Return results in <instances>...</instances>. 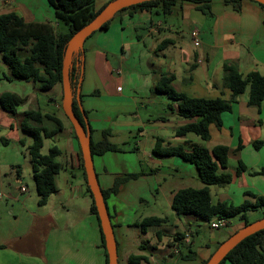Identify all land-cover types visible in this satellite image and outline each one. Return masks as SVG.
<instances>
[{
	"label": "crops",
	"instance_id": "crops-1",
	"mask_svg": "<svg viewBox=\"0 0 264 264\" xmlns=\"http://www.w3.org/2000/svg\"><path fill=\"white\" fill-rule=\"evenodd\" d=\"M109 1L94 0L95 9L101 8ZM157 10L121 12L115 16L116 23L111 20L108 28L98 30L102 34L95 38L89 48L84 47L87 39L83 43V52L79 56H83V59L76 63L80 72L76 94L79 90L78 101L82 103L89 126L93 130L92 138L94 139V133L101 135L103 130L109 131L110 137L116 132L136 130L143 135L150 131L153 142L149 155L154 164L157 163L156 158L151 156H156L152 153L156 139L161 140L163 147H183L185 150L188 149V143L207 149L218 145L226 146L227 168L224 171L231 175V181L225 186H210L211 201L230 203L234 206L242 204L245 200L253 203L255 199L245 193L264 197V146L258 150L252 146L254 141L264 139V100L259 107L248 105L246 89L237 97L236 103L231 105V110L221 114V126H209V139L203 141L193 133L175 135L179 126L197 119L179 117L176 103L165 94L154 92L153 88L160 76L166 75L172 76L173 89L188 97L226 100L230 92L222 85L224 65L236 66L243 76L251 72L264 76V8L250 0H209L200 3L177 1L172 4L167 15ZM6 13H15L27 23H49L59 31L66 29L57 24L54 10L47 0H0V15ZM110 32L111 38L107 36ZM118 49L119 70L114 68L108 59L109 51L115 53ZM25 56L26 53H22L20 58ZM0 60L2 61L1 55ZM0 82L13 85L5 91H0V94L11 92L19 95L16 91L17 86L21 87L19 83L30 86L33 91L38 89L32 82L5 79ZM44 92L53 94L47 101L48 105L52 104L55 109L62 108L58 85ZM21 97L26 100L28 98ZM169 104L173 107L172 112L167 110ZM150 106V112L158 110L161 113L156 116L150 113L151 118L142 120L140 110L146 112ZM36 108L42 114L60 121L61 129L52 137L54 142L58 143L56 147L60 151L56 158L60 164V170L55 176L57 191L50 195L44 206H38L35 189L23 183L21 167L13 169L19 167L13 165L18 162L15 161L16 157L6 156L1 152L0 264H104L98 224L90 213L91 199L85 194L79 168L78 143L73 138L72 129L66 127L57 116L39 109L38 106ZM3 113L7 112L0 108V117ZM15 114H21L18 107ZM20 121L21 118H18L16 128L10 123L6 124L5 128L12 132L15 130L18 145L22 140L23 147H27L30 139L18 136ZM46 122L54 124L46 119L43 122L45 127ZM54 126L50 128L55 129L56 125ZM3 128L0 121V130ZM60 134L63 135L62 139L58 136ZM108 153L115 162L118 161L119 151L92 157L101 190L109 189L114 180L119 178V172L109 167V163L102 158ZM95 158L97 160H94ZM28 161L27 173L32 177L29 157ZM181 161L176 163L189 169L182 164L188 162L182 159ZM2 165L12 169L7 180L3 179ZM152 166L148 174L139 176L149 186L147 190L131 189L129 185L139 184L138 179H128L119 185L116 194L108 195L105 201L113 230L119 229L118 239L115 238L117 254L118 250H121L120 260L125 263L129 255L135 254L147 258V262L140 264H172L170 260L173 255L164 249L166 244L171 250L174 248L168 243L173 239L170 232L160 235L158 230H155L154 234L159 243L150 246L149 255L143 252L145 248L142 244L137 245L134 253L124 249L128 239L122 231L123 227L134 228L137 235L142 234L133 226L138 222L128 218L123 213L124 210L137 206L147 195L154 199L158 193L157 187L160 185L155 177L157 168ZM237 168L240 169L239 173ZM168 170L171 175L167 178L173 180L167 181L164 178L163 181L169 186L170 205L175 192L186 187H179L174 182L178 178L172 173L177 172L174 163ZM195 173L197 174L196 169ZM4 185L6 189L3 188ZM202 186L200 182L197 188ZM22 187L26 188L24 192L20 190ZM129 190L132 197L128 195ZM253 212H247L246 218ZM200 221L194 216H186L177 218L173 224L175 230L179 228L177 224L185 225L181 231L185 237L180 238L176 244L189 247L196 253L194 259L182 261L183 264H200L224 241L223 236L228 238L243 227V221L240 219L237 224L226 220L227 226L223 227L221 234L212 235L197 244ZM177 261H180L178 256Z\"/></svg>",
	"mask_w": 264,
	"mask_h": 264
},
{
	"label": "trees",
	"instance_id": "trees-1",
	"mask_svg": "<svg viewBox=\"0 0 264 264\" xmlns=\"http://www.w3.org/2000/svg\"><path fill=\"white\" fill-rule=\"evenodd\" d=\"M177 1L200 3L209 0H154L122 9L114 17L128 10L152 11L153 9H158L157 12L167 15L171 11L172 4ZM224 1L237 2L242 0ZM47 2L54 10L57 24L63 25L66 28L65 31H59L49 23L24 22L15 13L0 15V55L2 62L8 69V74L4 75L3 79L7 81L32 82L41 91H48L58 85L62 91L61 68L67 41L76 31L91 21L108 2L99 9H95L94 0H47ZM255 3L264 8L263 5ZM111 20L104 23L100 30L108 28ZM22 53H26L24 58H20ZM79 56L80 53L77 58L73 59V64L69 71V80L73 94L72 109L79 120L83 122L75 99L76 85L80 75L76 66V63H80ZM171 81L172 76L161 75L153 91L165 94L168 99L176 103L179 117L188 120L197 119V121L179 126L175 130L176 136L193 133L200 137L201 140L207 141L210 136L209 126L214 125L219 128L221 126V114L230 111L231 105L236 103L237 97L244 93L246 89H248V105L259 107L264 100V76L257 72H251L243 76L234 65L223 66L222 85L230 92V96L226 100L222 98L188 97L175 91L171 86ZM25 101L24 97L11 92L0 94V108L11 115H14L16 107L22 105ZM167 110L173 111L171 104L167 106ZM84 114L86 115L85 111ZM21 115L19 129L30 139V144L26 147V153L31 163L37 204L38 206H44L50 195L57 191L55 176L60 170V164L56 161V158L60 155V151L56 146H51L47 154H41V148L44 139H51L61 129L60 121L49 115L42 114L39 110H27ZM46 119L51 120L56 125V128L49 130L45 127L43 122ZM89 129L90 153L92 157L103 155L106 152L119 151V148L108 140L111 135L109 131H101V139L95 141L92 138L93 130L90 126ZM72 135L77 142L73 129ZM1 141L3 144H7V140L1 138ZM19 145H24L22 140L19 141ZM252 146L255 150H258L264 146V139L254 141ZM162 147L161 140L156 139L152 153L157 157L176 156L190 163L195 167L198 179L203 184L201 188L186 187L175 192L170 208L177 218L194 216L201 221L209 223L215 218L227 220L232 217H238L243 221L244 226L250 223L246 218L247 212L256 211L264 206V197L256 196L252 193H245V195L254 198L255 201L253 203L247 200L238 206L225 202L212 203L209 187L225 186L231 181V175L224 171L227 168L228 149L226 146L218 145L212 149H207L198 144L188 143L187 150L183 147ZM78 160L84 181L85 194L91 199L90 213L98 224L100 248L103 250L105 258L104 264H107L103 236L92 196L86 184L80 150L78 151ZM18 169L20 168L18 167ZM239 172L240 169L237 168V173ZM138 176V174L127 175L125 179L121 180L135 179ZM121 180L116 178L109 189L101 190L104 201H106L108 195L117 193L118 187L122 183ZM166 223L167 219L165 218L151 216L142 219L139 223L133 224V226L137 227L140 233L145 234L148 228L160 227ZM112 227L114 228L113 225ZM184 237V233H176L173 236V243L170 244L176 249L180 261L194 259L196 256V253L190 250L189 247L184 248L185 246L176 244L180 238ZM206 260L201 261L200 264H205ZM141 262H147V258L143 255L131 254L126 260V264H140ZM219 264H264V230L258 231L242 240Z\"/></svg>",
	"mask_w": 264,
	"mask_h": 264
},
{
	"label": "rangeland",
	"instance_id": "rangeland-1",
	"mask_svg": "<svg viewBox=\"0 0 264 264\" xmlns=\"http://www.w3.org/2000/svg\"><path fill=\"white\" fill-rule=\"evenodd\" d=\"M112 23H116L117 19L116 17L112 19ZM61 27L64 28L63 25ZM64 30V29H62ZM100 31L95 32L93 35L87 38L86 42L84 43V47L89 48L90 44H93L95 41V38L98 36H101L102 33H99ZM112 32L108 33L107 36H111ZM103 36L105 34L103 33ZM111 38V37H110ZM108 59L110 63H112L113 67L119 70V49L118 52L113 53L112 50L109 51ZM8 71L7 68L5 67L4 63L0 60V80H3L4 75H7ZM21 87L16 88V91L19 95L21 96H27V100L20 106H18L19 112H24L27 110H37V106L39 109H43L45 111H48L51 115H55L58 118H60L66 127H70V122L67 120L66 116L64 115L62 108L55 109V107L49 103L47 104V101L49 100V97L52 96L50 92H44L39 89L37 91H33L32 88L28 85H24L23 83H19ZM13 87L12 84L6 83V82H0V91H5V89ZM60 90V98H62V91L59 87ZM77 104L79 103L81 106V109L84 111L83 105L81 102L76 100ZM78 104V108L80 111V107ZM147 105V104H146ZM148 107V106H146ZM151 111V106L150 109L148 108V111L146 110H140L139 114L141 116L142 120H146L151 118L149 114L151 113L152 116H156L160 111ZM0 117V121L2 122V128L0 130V139L3 138L7 140V144H3L2 141L0 140V155L2 154L1 152H4L6 156H11L16 157L15 161H18L16 164L13 165H19V168L21 167V178L23 180V183L27 185L29 188H33L34 190V183L32 180V177L27 173V166L26 163H28V155L25 153L26 151V146H20L17 143L16 136H15V130L12 132L10 130H7L5 128V125L10 123L14 128H16V123L17 119L22 117V115H11L7 113H3ZM19 116V117H18ZM47 127L49 129L55 127L54 124H51L49 122H46ZM51 127V128H50ZM18 136L19 137H26L20 130L18 131ZM60 139H62L63 135H58ZM152 134L150 131L146 132L145 134L138 133V131L133 130L131 132H116V134L113 137H110L108 140L116 145L119 148V154H117V159L118 161H114L113 157L108 153L104 157H102L105 161H107L109 164V167L113 168L114 170H117L119 172V179H125L127 175H132V174H138L143 175V174H148L149 173V168L153 167L152 165H155L157 168V171L155 173V177L157 182L159 183L160 187H157L158 193L155 196L154 199H151L148 197V195L143 198V200L135 207H129V211L124 210V214L128 218H130L133 222H140L142 219L147 218V217H161L167 219V223L160 226L159 228H154L150 227L147 229V233L145 234H140L137 235L135 233L134 228H129L125 229L126 227L122 228L123 233L126 235V238L128 239V242H126L125 245L126 250L131 251L134 253L136 251V247L139 244H142L145 249H143L144 253L146 255H149L151 252L150 248L154 245H157L159 243V240L156 238V234H154L155 230H158L160 235L166 234L170 232V237H173L176 232H181L182 227H185L183 223L177 224L179 228L176 230L173 229V224L175 223L177 217L175 216L174 212L170 208L169 205V195H168V188L163 179L166 178L167 181H170V178H167L169 174L168 167L171 168V164L174 163L177 172H172L174 175H177L178 178L174 181L177 183V185L180 187H192V188H197L200 186V181L197 177V174L195 173V169L193 165H190L189 163H182L183 166H188L189 169H185L182 167V165H179L176 162H182L181 159L177 158L176 156H162L160 158L156 156H151L156 158L157 163L154 164V162H151L150 159V147L153 142V139L151 138ZM101 135L100 133H94V140H100ZM51 146H58L57 142H54L53 138L52 139H44L43 140V146L41 148V154H47L48 149ZM164 148V147H162ZM7 152V154H6ZM4 155V156H5ZM25 157V158H24ZM94 160H97L96 158ZM96 162V161H95ZM185 164V165H184ZM18 168V166L14 167L13 169ZM2 174H3V179L6 178V180L10 177V173L12 172V169H9L5 166L2 165ZM189 174V176L186 177V175ZM136 178L138 179L137 185L135 183H131L130 188H138L140 191H144L148 189V185L146 181L142 178ZM128 180V179H127ZM127 180L122 181V183L127 182ZM132 180V179H131ZM173 180V179H172ZM171 180V181H172ZM121 183V184H122ZM6 189L5 185L3 187ZM127 188V187H126ZM151 188V187H150ZM128 190V188H127ZM130 192V190H129ZM130 197H132V193L128 194ZM125 216V217H126ZM264 217V206L262 208L257 209L251 214H248L247 220L252 223L258 219H261ZM230 223L237 224L239 223V219L237 217H232L227 219ZM185 229V228H184ZM199 236L197 238V244L199 242L206 241L209 239L212 235H219L222 233L223 228H218V229H212L209 227V223L200 221L199 225ZM114 236L116 239H118L119 235V229H114ZM156 238V239H155ZM227 236H223L222 240H226ZM170 240V239H169ZM168 243H173V239L171 238V241ZM151 246V247H150ZM186 248V247H184ZM168 253L172 254L173 257L171 258L170 263H175V264H183L182 261H177V252H174V248H171L166 244L164 247ZM122 256L121 250H118V259H119V264H126L123 260H120V257ZM175 256V257H174ZM180 260V259H179Z\"/></svg>",
	"mask_w": 264,
	"mask_h": 264
},
{
	"label": "water",
	"instance_id": "water-1",
	"mask_svg": "<svg viewBox=\"0 0 264 264\" xmlns=\"http://www.w3.org/2000/svg\"><path fill=\"white\" fill-rule=\"evenodd\" d=\"M149 1L154 0H110L91 21L71 36L65 45L62 58V111L70 122L78 142L86 184L92 196L103 236L107 264H118L117 246L106 203L103 199V194L94 171L93 160L90 153L89 123L79 103L83 122L79 120L72 109L73 94L69 80V71L72 67L73 59L77 58L79 53L82 54L83 43L89 36L100 30L102 25L111 20L120 10ZM250 1L257 2L264 6V0ZM79 59L81 61L83 56L82 58L79 57ZM78 92L79 90H77V94L75 96L76 100H78ZM261 230H264V217L244 225L231 234L226 240L222 241L206 260L205 264H219L237 244Z\"/></svg>",
	"mask_w": 264,
	"mask_h": 264
},
{
	"label": "built area",
	"instance_id": "built-area-1",
	"mask_svg": "<svg viewBox=\"0 0 264 264\" xmlns=\"http://www.w3.org/2000/svg\"><path fill=\"white\" fill-rule=\"evenodd\" d=\"M194 35H195V34H194ZM20 190H21V192H24V191L26 190V188H25V187H22ZM225 226H227V221H226V219L215 218V219H213V220H211V221L209 222V227L212 228V229L223 228V227H225ZM183 241H184V239H183ZM185 241H186V240H185ZM173 251L176 252V249L174 248Z\"/></svg>",
	"mask_w": 264,
	"mask_h": 264
}]
</instances>
